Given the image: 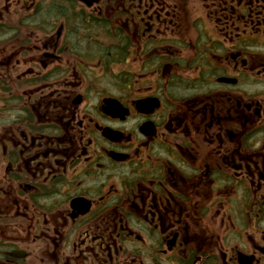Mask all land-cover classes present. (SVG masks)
I'll list each match as a JSON object with an SVG mask.
<instances>
[{
	"label": "flooded vegetation",
	"instance_id": "flooded-vegetation-1",
	"mask_svg": "<svg viewBox=\"0 0 264 264\" xmlns=\"http://www.w3.org/2000/svg\"><path fill=\"white\" fill-rule=\"evenodd\" d=\"M0 264H264V0H0Z\"/></svg>",
	"mask_w": 264,
	"mask_h": 264
}]
</instances>
